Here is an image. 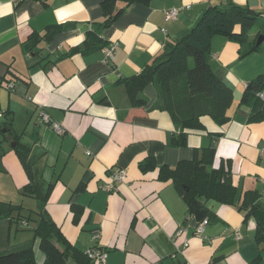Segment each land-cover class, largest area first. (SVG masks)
I'll return each mask as SVG.
<instances>
[{
  "label": "crops",
  "instance_id": "crops-1",
  "mask_svg": "<svg viewBox=\"0 0 264 264\" xmlns=\"http://www.w3.org/2000/svg\"><path fill=\"white\" fill-rule=\"evenodd\" d=\"M215 4L250 8L256 22L243 45L211 38L210 67L232 92L229 120L220 126L202 117L203 129L180 135L170 114L156 106L152 83L141 92L146 103L131 107L126 82ZM172 8L178 14L169 19L165 12ZM114 9L119 13L106 25L101 0H0V201L23 207L22 220L15 212L0 218V253L33 240L35 264H44L38 242L35 257L37 238L16 233L10 244L13 228L29 229L31 222L34 228L43 216L75 248L106 250L105 264H253L257 258L255 264H264L255 220L238 207L245 191H255L264 211V119L249 121L250 108L239 102L246 84L264 76V0H117ZM112 42L113 59L105 62L103 49ZM251 45L259 48L240 57V47ZM41 111L62 128L60 134L42 121ZM183 137L184 144H173ZM12 141L32 162L41 194L49 189L43 205L22 194L29 179ZM204 149L214 153L211 168L229 171L238 200H207L205 232L190 230L187 248L178 252L176 228L194 225L199 216L174 183L160 177V168ZM149 159L154 165L143 167ZM115 168H124L126 177L110 190ZM72 206L80 210L76 216Z\"/></svg>",
  "mask_w": 264,
  "mask_h": 264
},
{
  "label": "trees",
  "instance_id": "trees-1",
  "mask_svg": "<svg viewBox=\"0 0 264 264\" xmlns=\"http://www.w3.org/2000/svg\"><path fill=\"white\" fill-rule=\"evenodd\" d=\"M127 1L132 3L136 0ZM101 2L105 15L103 21L108 25L119 13H114L117 0ZM255 22L256 12L250 8L233 4L227 8L216 4L209 6L187 33L167 42L161 56L126 82V95L130 106L141 107L146 103L141 92L146 85L152 83L158 91L156 106L170 114L180 135H184L185 129H203L202 117H210L217 125H224L229 120L227 109L231 105L232 92L210 67L211 38L221 35L243 45L247 42L248 32ZM260 33L264 36V30ZM258 48V45L240 47L239 55L244 57ZM263 90L264 76H258L249 81L242 92L239 102L250 108L248 120L251 122L264 119V99L257 95ZM184 143L185 137L175 138L173 141L174 145ZM14 151L29 179L22 194L41 199L43 205L49 189L45 195L41 194L27 153L18 146L14 147ZM213 156L211 149H204L201 155H195L191 160L179 161L172 168L162 166L159 172L161 178L170 179L174 183L190 212L199 216V220L211 214L205 204L207 200L212 199L223 204H234L238 200L237 188L232 185L229 171L210 167ZM152 165L154 162L149 159L143 167ZM257 197L255 191H245L238 207L246 212V217L251 216L255 220V240L264 248V211L257 204ZM71 208L75 216L80 211L76 206ZM22 209L21 205L0 201V218H11L13 212L19 214ZM22 218L19 214L16 221ZM32 232L33 239H38V247L44 254V264H67L69 259L75 264H99L71 245L61 229L43 216L36 221ZM258 260L259 258L256 259ZM0 264H35L33 240L0 253Z\"/></svg>",
  "mask_w": 264,
  "mask_h": 264
},
{
  "label": "built area",
  "instance_id": "built-area-1",
  "mask_svg": "<svg viewBox=\"0 0 264 264\" xmlns=\"http://www.w3.org/2000/svg\"><path fill=\"white\" fill-rule=\"evenodd\" d=\"M165 13H166L167 18L174 19L176 18L178 14V9L172 8V9L167 10ZM116 45H117L116 42H112L111 44H109L103 49L105 62H109L113 59V54H114ZM257 95L261 99H264V90L259 91ZM40 117L43 122L47 124L49 123L55 132L60 134L63 131L62 128L57 123L51 122L49 115L45 111L40 112ZM125 177H126V170L124 168L110 169V174H109L110 181L108 183L109 189L110 190L113 189L115 184L117 182H122L125 179ZM187 219H189V217ZM208 223H209V219L203 218L195 222L194 225H191L189 222H187L186 224H183L177 227L174 232V237L176 239L179 238L178 239L179 243H177L176 245V250L179 252L187 248L189 244V238L187 235L188 233H190V230H192L191 233L193 235L202 236L203 233L205 232V229ZM236 235L239 236L237 232H236ZM98 237H99V232H95L93 234V238L96 240L98 239ZM84 253L88 256V258H90L91 260L99 264L106 263L107 252L106 250L102 249L101 247H98L97 245L86 248L84 250Z\"/></svg>",
  "mask_w": 264,
  "mask_h": 264
},
{
  "label": "rangeland",
  "instance_id": "rangeland-1",
  "mask_svg": "<svg viewBox=\"0 0 264 264\" xmlns=\"http://www.w3.org/2000/svg\"><path fill=\"white\" fill-rule=\"evenodd\" d=\"M28 202H30V204H34V203H32L31 201H28ZM28 202H25V204H23V205H26V204H28ZM25 209H28L26 206H25ZM31 209H34L35 210V208H34V206H32L31 207ZM29 213H31V212H29L28 210H26V211H24V215H27V214H29ZM31 218L32 219H35V215L33 214V213H31ZM31 227L29 228V229H24V230H21V228H17V232H14V228L12 229V231H11V235H10V244L12 245L14 242H15V240H14V234H16V233H22V234H27L26 236H28V235H30L31 237L33 236V234H32V232H31V228L33 227V225H34V222H31ZM17 241V240H16ZM37 240H36V248H35V245H34V252H35V257L37 258V257H39V254H40V252L38 251V249H37ZM40 250V249H39ZM67 264H74L70 259L68 260V262H67Z\"/></svg>",
  "mask_w": 264,
  "mask_h": 264
},
{
  "label": "water",
  "instance_id": "water-1",
  "mask_svg": "<svg viewBox=\"0 0 264 264\" xmlns=\"http://www.w3.org/2000/svg\"><path fill=\"white\" fill-rule=\"evenodd\" d=\"M262 40H263V36L260 35L259 38H258L257 44H259ZM2 132L5 133V130H3ZM6 139H7L8 141H10V140H11V136H6ZM11 146H12V147L15 146V142H14V141L11 142Z\"/></svg>",
  "mask_w": 264,
  "mask_h": 264
}]
</instances>
